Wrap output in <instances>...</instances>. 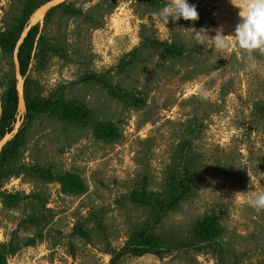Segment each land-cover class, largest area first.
I'll return each instance as SVG.
<instances>
[{"label":"rangeland","instance_id":"374dc122","mask_svg":"<svg viewBox=\"0 0 264 264\" xmlns=\"http://www.w3.org/2000/svg\"><path fill=\"white\" fill-rule=\"evenodd\" d=\"M22 1L0 0V34L17 35ZM169 2L67 0L35 24L10 141L20 138L0 175V264H264V209L248 203L264 192V50L231 43L247 0H188L198 19L165 28L154 17ZM218 30L227 48L216 47ZM12 52L0 40V114L16 84ZM35 97L58 107L27 117ZM175 166L189 189L158 211L141 184L177 193ZM209 214L223 227L216 244L122 249L136 232L187 240Z\"/></svg>","mask_w":264,"mask_h":264},{"label":"trees","instance_id":"16d2710c","mask_svg":"<svg viewBox=\"0 0 264 264\" xmlns=\"http://www.w3.org/2000/svg\"><path fill=\"white\" fill-rule=\"evenodd\" d=\"M47 0H23L21 7L19 9L18 15V30L16 36H7L5 33L0 34V40L6 42L9 45V51L14 49L17 39L20 36L21 31L27 24L28 17L30 13L42 3ZM16 25V26H17ZM38 26L35 25L29 29L25 38L19 46L17 57L19 63V70L22 75L27 74L30 71L32 58L35 56V50L40 42V37L37 34ZM13 54V52H12ZM2 110L0 114V138L5 132L11 131L13 124L15 123L17 114V93L15 85L12 82L5 90L4 96L2 98ZM58 106L56 103L50 100H44L41 97H35L33 99L26 98V113L27 117H33L38 114H42L45 111L56 109ZM20 137L17 135L12 141L9 142L4 148H2L0 153V175L4 168L12 161L14 158L13 145L12 142L18 140ZM174 174L177 175V179L169 177L168 182L173 186H176L179 191L177 193L164 192L162 194L149 190L146 188L145 182L141 184L140 189H143V196L141 200L147 201L154 209L158 211L166 212L173 208V205L177 202L178 197L181 195L182 191L188 190L186 184L183 185V177H186L187 169L184 166H175ZM19 196L13 195L4 196V202L7 205H12L19 202ZM28 222L31 224H36L37 219L32 215L29 216ZM217 215H206L197 218L193 224L191 234L186 240H180L181 243H171L166 240H160L155 236H147L144 234H134L128 242L123 246L125 253H129L134 256L143 255L145 253H152L159 255V251L163 248L164 250L175 249L181 246H191L199 243H215L216 238H218L222 232L223 227L217 220ZM155 220H159V214H155ZM83 236L87 238L88 231L82 230ZM141 239V241H140ZM29 241L33 242V239Z\"/></svg>","mask_w":264,"mask_h":264},{"label":"clouds","instance_id":"9594fccd","mask_svg":"<svg viewBox=\"0 0 264 264\" xmlns=\"http://www.w3.org/2000/svg\"><path fill=\"white\" fill-rule=\"evenodd\" d=\"M240 8L241 21L234 29L233 45H238L242 49H261L264 50V0H247V3ZM173 21L183 18L185 20L195 21L198 19V13L195 5H190L188 0H170L164 6L161 12L154 17L157 22L165 27L169 18ZM166 28V27H165ZM198 43H202V33H195ZM225 36L218 30L214 38L217 48L224 49L229 46ZM249 206L261 210L264 209V192L259 193L255 198L248 201Z\"/></svg>","mask_w":264,"mask_h":264},{"label":"water","instance_id":"95a60500","mask_svg":"<svg viewBox=\"0 0 264 264\" xmlns=\"http://www.w3.org/2000/svg\"><path fill=\"white\" fill-rule=\"evenodd\" d=\"M65 1L67 0H47L46 2L38 6L30 15L26 26L23 28V30L20 33L19 38L16 41V44L13 49L12 59H13V64H14V69H15V79H16L15 89L17 93V114H16L14 127L11 129V131L5 132L4 135L0 138V151L2 147L8 141H10L13 138V136L17 133L19 124L22 119L21 115L25 112V100H24L23 90H22L23 78L19 70V63H18V57H17L19 46L22 43L23 39L25 38L27 32L29 31L31 27H33L37 23L39 24L40 27L42 26L44 16L50 8L55 7L56 5L62 2H65Z\"/></svg>","mask_w":264,"mask_h":264}]
</instances>
